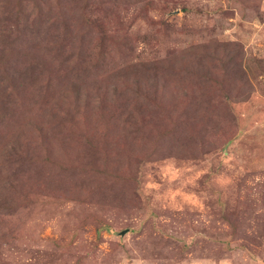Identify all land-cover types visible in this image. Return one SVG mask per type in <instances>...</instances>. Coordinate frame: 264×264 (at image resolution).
<instances>
[{
  "label": "rangeland",
  "instance_id": "rangeland-1",
  "mask_svg": "<svg viewBox=\"0 0 264 264\" xmlns=\"http://www.w3.org/2000/svg\"><path fill=\"white\" fill-rule=\"evenodd\" d=\"M0 219V264H264V0H0Z\"/></svg>",
  "mask_w": 264,
  "mask_h": 264
},
{
  "label": "trees",
  "instance_id": "trees-1",
  "mask_svg": "<svg viewBox=\"0 0 264 264\" xmlns=\"http://www.w3.org/2000/svg\"><path fill=\"white\" fill-rule=\"evenodd\" d=\"M105 101H106V99H105ZM105 101H103V104H104V107H105ZM102 104V105H103ZM119 104H123L122 102H117V101H115L112 105L114 106V110H117L118 109V105ZM117 111H120V112H122L123 111V113H124V110H123V105L117 110ZM89 126V125H88ZM82 130H84L85 131V133H84V138H83V146L85 145V146H88L89 144H91V141H92V133H91V130L90 129H88V128H85V129H83V128H81ZM85 141V142H84ZM100 149V145L99 146H96L95 144H94V146H93V150L94 151H97V150H99ZM100 153V150L97 152V153H95V154H99ZM2 222V219H0V223ZM100 232V231H99Z\"/></svg>",
  "mask_w": 264,
  "mask_h": 264
}]
</instances>
